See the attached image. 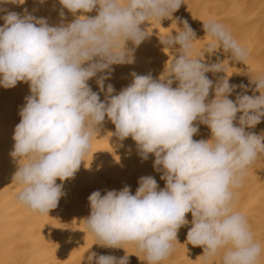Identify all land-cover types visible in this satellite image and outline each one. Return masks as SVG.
Instances as JSON below:
<instances>
[{"label":"clouds","instance_id":"1","mask_svg":"<svg viewBox=\"0 0 264 264\" xmlns=\"http://www.w3.org/2000/svg\"><path fill=\"white\" fill-rule=\"evenodd\" d=\"M25 0H0L22 5ZM60 16L67 9L75 19L51 26L27 9L23 13L0 8V86L29 84L30 95L20 109L11 156L19 160L14 182L16 200L38 215L57 207L63 183L73 178L91 151L97 127L107 117L115 135L131 137L142 160L154 155L153 167L165 187L153 176H142L132 194L122 190L93 191L90 215L84 227L101 247L125 249L134 245L146 264H162L174 251L178 230L189 224L187 241L203 248L202 264H261L264 241L257 240L248 218L236 211L234 189L264 154V135L246 131L264 118V73L252 76L259 95H248L250 85H215L206 73L221 71L194 55L195 33L183 28L162 43L179 53L165 74L132 73V83L118 94L105 80L111 66L134 62V48L147 32L145 22L172 18L184 0H59ZM96 11L95 16L87 13ZM81 15H76L77 13ZM179 20V18H177ZM210 43L207 52L223 49L232 60L247 63L249 51L221 23L203 25ZM179 46L176 48L175 46ZM107 74H103L106 73ZM96 83L104 101L88 81ZM174 82L177 86L172 87ZM235 100L229 99L237 89ZM210 89L214 98L209 100ZM240 113L238 120L237 114ZM199 124L211 132L209 140H194ZM236 121V123H234ZM25 162L20 163L21 160ZM129 264L128 256H89V264Z\"/></svg>","mask_w":264,"mask_h":264},{"label":"bare ground","instance_id":"2","mask_svg":"<svg viewBox=\"0 0 264 264\" xmlns=\"http://www.w3.org/2000/svg\"><path fill=\"white\" fill-rule=\"evenodd\" d=\"M0 8L17 13L27 9L37 18H46L51 26L75 19L67 9H63L65 18L62 20L59 0H25L22 5L0 4ZM4 14L0 12V16ZM96 14L94 10L86 15ZM209 20L224 25L248 49L246 64L232 60L230 53H225L223 49L207 52L210 37L203 25ZM183 21H187L195 33L194 55L200 56L202 62L209 66L221 64L224 69L206 73L213 85L227 78L230 84L250 85L248 95H259V92L254 93L255 85L250 81L251 75L264 73V0H184L172 18H164L160 23L145 22L141 25L142 30L147 32L145 40L138 47L131 41L126 42L128 48L135 49L134 62L112 65L110 78L105 80V91L107 85L112 84L115 89L113 95L118 94L132 83V73L151 74L154 79L162 77L171 60L179 55L162 41L169 35L175 36L183 28ZM3 24L0 19V27ZM100 75L102 73L90 79L88 84L104 101L105 94L100 92L96 83ZM177 84L174 82L172 87ZM240 91L238 88L229 99L234 101ZM29 95V84L25 82H18L15 87L7 89L0 86V264H89L92 253L117 258L127 255L129 264H146L144 254L137 252L134 245H126L125 249L101 247L84 227V220L91 211L88 197L93 191L100 190L103 195L105 190L119 191L129 186L135 194L142 176H153L159 188L165 187V181L160 178L162 173L153 167L154 155L150 154L147 160H142L132 138L121 141L114 134L115 125L107 117L97 127L91 151L74 177L63 182L57 179V184L63 183L64 195L56 208L51 209L48 215H38L16 200L20 187L14 182V174L19 160L11 156L15 143L13 135L21 119L19 111ZM213 98L214 91L210 89L208 99ZM195 123L199 125V132L193 139H211L210 129L198 121ZM246 131L264 135V118ZM24 162L23 159L20 161L21 164ZM234 191L235 210L248 218L255 238L264 241V154L249 167L241 185ZM186 219L189 224L178 230V243L174 244V251L162 264H202L203 248L194 247L187 241V232L192 226L191 213L186 214ZM92 264H95V258ZM216 264H219L218 259ZM261 264H264V258Z\"/></svg>","mask_w":264,"mask_h":264}]
</instances>
